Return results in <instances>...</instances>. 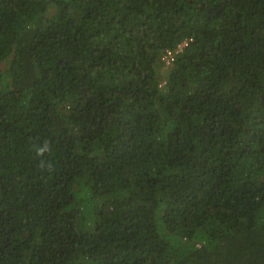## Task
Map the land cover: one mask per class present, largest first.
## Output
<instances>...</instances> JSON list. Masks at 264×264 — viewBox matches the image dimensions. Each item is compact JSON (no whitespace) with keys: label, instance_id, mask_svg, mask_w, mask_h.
I'll return each mask as SVG.
<instances>
[{"label":"trees","instance_id":"obj_1","mask_svg":"<svg viewBox=\"0 0 264 264\" xmlns=\"http://www.w3.org/2000/svg\"><path fill=\"white\" fill-rule=\"evenodd\" d=\"M0 264H264V0H0Z\"/></svg>","mask_w":264,"mask_h":264},{"label":"built area","instance_id":"obj_2","mask_svg":"<svg viewBox=\"0 0 264 264\" xmlns=\"http://www.w3.org/2000/svg\"><path fill=\"white\" fill-rule=\"evenodd\" d=\"M189 44H190V41H184L182 43H179L177 48H176V50H175V52L178 53L180 51H183L186 47L189 46ZM174 54H175L174 52L168 51V56H166V58H165L167 63H170L171 60H173Z\"/></svg>","mask_w":264,"mask_h":264},{"label":"clouds","instance_id":"obj_3","mask_svg":"<svg viewBox=\"0 0 264 264\" xmlns=\"http://www.w3.org/2000/svg\"><path fill=\"white\" fill-rule=\"evenodd\" d=\"M184 41H190V43H191V42H193V38H192V37H186L185 40H182V41L178 42L175 48H177V46H178L179 43H182V42H184ZM174 50H176V49H174ZM168 51H172V52H174L173 50L169 49V50H167L166 53H168ZM166 53H165V54H166ZM174 53H175L174 55H177L176 52H174ZM163 61L165 62V65H166V66H170V65L173 63V60H171L170 63H167L165 57H163Z\"/></svg>","mask_w":264,"mask_h":264},{"label":"rangeland","instance_id":"obj_4","mask_svg":"<svg viewBox=\"0 0 264 264\" xmlns=\"http://www.w3.org/2000/svg\"><path fill=\"white\" fill-rule=\"evenodd\" d=\"M176 49V48H175ZM175 52V50H173ZM166 56H168V53L164 54L163 57L166 58Z\"/></svg>","mask_w":264,"mask_h":264}]
</instances>
